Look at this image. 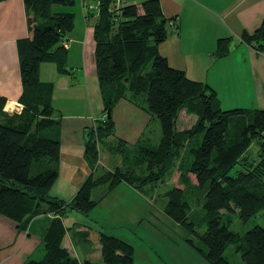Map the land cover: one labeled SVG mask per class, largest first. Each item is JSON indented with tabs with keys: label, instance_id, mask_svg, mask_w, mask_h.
<instances>
[{
	"label": "trees",
	"instance_id": "1",
	"mask_svg": "<svg viewBox=\"0 0 264 264\" xmlns=\"http://www.w3.org/2000/svg\"><path fill=\"white\" fill-rule=\"evenodd\" d=\"M113 1L99 0L94 23L95 64L104 107L87 132L84 155L97 165L100 143L105 142L109 151L122 155L123 166L98 176L92 172L67 201L50 194L59 177L61 140L48 131L60 133L61 120L55 117L54 83L41 79L40 68L53 63L60 73H72L67 68L68 50L61 43L75 26V13L60 7L74 6L77 0H24L28 37L18 43L21 112L5 111L6 98L0 96V216L15 221L21 230L37 217H54L42 237L43 259L23 264H98L90 259L80 262L63 246L67 232L63 218L68 211L88 215L122 182L144 192L176 172L178 183L167 192L165 213L206 245L207 251H201L208 263L235 264L224 256L233 245L244 264H264V227L256 225L241 234L225 219L228 212L238 210L247 221L264 210V108L222 109L213 87L169 64L159 46L171 35L176 17H167L159 0L111 10ZM242 39L264 53V19L255 31H245ZM231 43V37L220 38L216 55L226 56ZM141 95L144 106L139 103ZM122 99L161 125L159 143L140 144L139 139L136 159L129 166L127 141L107 142L116 133L112 110ZM184 109L198 118L191 127L179 130ZM254 141L259 145L258 157L250 160L245 154ZM237 165L241 167L236 169ZM103 186V196L93 198V190ZM197 193L206 213L202 232L201 225L190 220L191 200ZM99 235L106 264H134L132 244L104 231Z\"/></svg>",
	"mask_w": 264,
	"mask_h": 264
},
{
	"label": "crops",
	"instance_id": "2",
	"mask_svg": "<svg viewBox=\"0 0 264 264\" xmlns=\"http://www.w3.org/2000/svg\"><path fill=\"white\" fill-rule=\"evenodd\" d=\"M142 1L145 0H119L121 6ZM159 1L167 17H176L171 35L159 46L161 54L168 59L169 64L184 70L189 78L213 87L222 109L264 108V53L242 39L245 31L253 32L261 25L264 19V0ZM96 2L98 0H77L74 5L75 26L66 37V42L68 64L74 65V68L76 66L75 72L79 79L77 82L72 81L67 74L60 73L56 68L53 70L50 81L54 83L55 109H59L55 105L59 95L72 96L74 93L75 96L71 97L72 103H83L86 94L89 95L90 92L89 82H95L99 87L94 40V23L98 18V9L85 6L95 5ZM27 37L24 0H0V96L6 98L4 110L9 113H20L23 108L20 103L23 86L18 43ZM226 37L232 38L231 50L226 56L219 57L216 55L218 40ZM43 64L40 76L47 68ZM63 106L65 105L61 108ZM92 112L91 105L78 112L75 109L73 113L60 118V133L57 130L48 131L51 137L58 135L61 140L59 172L63 168L71 170L70 162L78 154L80 160L86 162V135L95 121ZM113 113L116 133L123 122H127L132 141L142 137L151 120L149 114L126 99L119 101ZM133 130L135 132H131ZM83 180L76 179L74 183H79L80 186ZM69 185L71 178L62 184L67 187ZM56 196L71 200L66 199L71 197H64L61 193ZM53 217L52 214L37 217L28 229L21 230L15 221L0 216V264H23L36 256L39 250L42 251V237ZM63 222L67 228L63 246L80 262L91 260L92 254L81 255L77 251L70 232L72 230V234L81 236L84 231L67 223L65 217ZM98 247L101 248L96 246L97 250Z\"/></svg>",
	"mask_w": 264,
	"mask_h": 264
},
{
	"label": "rangeland",
	"instance_id": "3",
	"mask_svg": "<svg viewBox=\"0 0 264 264\" xmlns=\"http://www.w3.org/2000/svg\"><path fill=\"white\" fill-rule=\"evenodd\" d=\"M61 9L65 11H76L75 6L60 7ZM43 66L47 68L41 73V79L43 81H50L53 77L52 72L57 67L50 63L43 64ZM67 68L72 73L64 74H67V77H71L72 81L76 80L77 82L79 76L75 72L76 66L74 68V65L67 64ZM82 83L85 84L83 80ZM89 84V95L86 94V99L84 100L83 98V103L79 101L81 104L72 103L71 97L73 98L75 96L74 93L72 96L67 94L59 95L60 97L58 96L59 99L55 103L59 107V109H56L55 117L62 118L63 115L73 113L75 109L78 112V110L81 111L84 108L88 109L91 105L93 118L95 121L100 119L104 107L100 87L95 82L90 81ZM128 101L135 105L130 100ZM139 103L142 106L146 104L144 95L140 96ZM62 105H65L63 106L64 108H61ZM60 108L64 111H61ZM114 110L115 108L112 110V115H114ZM197 118L198 116L196 114L190 113L186 109L182 110L177 123L178 129L182 130L191 127ZM138 122L140 125L141 120ZM126 123L123 122L121 128H118V132L109 137L107 142L117 144L119 139L127 141L126 149L127 156L129 157V166L136 159L139 139L140 144L156 145L159 143L161 138V125L159 120L154 117L150 120L142 137L136 141H132L130 139L131 133ZM135 130L137 131V128ZM135 130L131 132H135ZM202 137L203 133L199 135L200 139ZM99 148L100 158L97 165L90 164L86 158V162H82L79 154L74 156L73 161L70 162L71 170L63 168L62 172H59V177L52 186L50 194L56 196L57 193H61L64 197H71L66 199H72L79 189L77 187L79 183L76 185L74 183L76 179H84V182L92 172L98 176L108 170L114 169L117 165L121 166L123 164L122 155L118 152L113 153L109 151L105 142H101ZM258 150L259 145L257 141H254L245 155L250 160H254L258 157ZM240 167L241 165H237L236 169ZM137 171L142 172L143 170L138 168ZM178 175L179 173L176 172L173 177H168L165 182L159 183L157 186L148 187L144 192H139L130 184L122 182L108 193L88 215L75 210H69L67 213L69 217L67 218V215L65 217L66 222L84 231V235L81 234V236H75L72 234V230L70 231L73 241L77 245V251L81 255L83 253L92 254L91 260L95 263L106 264L102 259L101 248L98 247V250L96 248V246H101L99 234L100 231H104L109 235L122 238L134 246V264H209L201 251H207L206 245L196 234L190 233L187 228L178 224L165 213V206L168 202L167 192L178 183ZM70 178L71 185L68 187L62 186ZM105 189L104 186L95 188L92 197L97 198L103 196ZM199 198L200 195L197 193L191 200L190 220L196 222L198 225L200 224L201 229L199 231L202 232L205 229L204 217L206 213L202 200L200 199L198 201ZM225 219L230 220L229 227L232 230L243 234L256 225L264 227V210L247 221L240 217L238 210L228 212L225 215ZM78 241L80 242L78 243ZM44 254L45 249L43 244L42 251L39 250L36 256L30 258L29 261L43 259ZM224 256L235 264H244L240 253L236 252L233 245L226 249Z\"/></svg>",
	"mask_w": 264,
	"mask_h": 264
},
{
	"label": "built area",
	"instance_id": "4",
	"mask_svg": "<svg viewBox=\"0 0 264 264\" xmlns=\"http://www.w3.org/2000/svg\"><path fill=\"white\" fill-rule=\"evenodd\" d=\"M85 6L90 7V8L94 7V8L98 9L99 8V0H98V2L95 5H90V6L85 5ZM118 8H120V2H119V0H114L113 3L111 4V10H116ZM62 44H63L64 47L67 48L66 38L62 41Z\"/></svg>",
	"mask_w": 264,
	"mask_h": 264
},
{
	"label": "water",
	"instance_id": "5",
	"mask_svg": "<svg viewBox=\"0 0 264 264\" xmlns=\"http://www.w3.org/2000/svg\"><path fill=\"white\" fill-rule=\"evenodd\" d=\"M108 114L111 115V111L110 110L108 111Z\"/></svg>",
	"mask_w": 264,
	"mask_h": 264
}]
</instances>
